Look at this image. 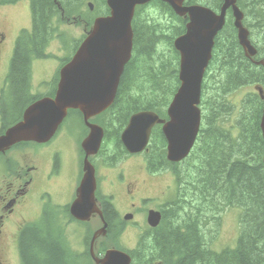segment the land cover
Returning <instances> with one entry per match:
<instances>
[{
	"label": "trees",
	"instance_id": "1",
	"mask_svg": "<svg viewBox=\"0 0 264 264\" xmlns=\"http://www.w3.org/2000/svg\"><path fill=\"white\" fill-rule=\"evenodd\" d=\"M87 1L95 4L96 16L108 14L105 0H30L31 30L21 31L15 42L7 90L29 92L32 60L45 57V48L55 33L53 25L69 21L72 15L84 18L81 11ZM257 1L264 3V0H237V5L244 14L243 23L250 32L257 57L264 58V4ZM192 4L217 11L222 0L185 2ZM232 20L228 12L226 23L215 38L201 86L200 131L190 155L180 163H169L160 126L152 130L144 153L147 171L171 172L176 186L174 198L162 207L160 225L150 232L152 250L148 252L159 254L164 264H264V141L260 130L264 100L253 90L238 105L228 99L231 93L244 87L264 88V70L245 57ZM85 24L90 27L92 17ZM185 24L186 20L157 0L135 9L131 58L124 67L113 104L93 119L104 130L98 153L104 163L112 166L126 156L120 134L132 114L152 111L166 118V109L180 85L179 55L173 41L184 34ZM56 82L55 78L54 87ZM35 100L36 97L32 102ZM107 143L113 146L112 152L103 153ZM109 206L107 213L112 218L116 213L110 203ZM225 208L241 210L239 236L235 247L215 252L209 248L203 228H215L217 217ZM50 227L53 231L54 227ZM108 230L112 243L118 247L119 234L110 225ZM141 245L139 242L131 254L138 256L143 250ZM25 248V264H64L59 249L48 240L33 236L25 241ZM101 251L102 245L98 249Z\"/></svg>",
	"mask_w": 264,
	"mask_h": 264
},
{
	"label": "water",
	"instance_id": "2",
	"mask_svg": "<svg viewBox=\"0 0 264 264\" xmlns=\"http://www.w3.org/2000/svg\"><path fill=\"white\" fill-rule=\"evenodd\" d=\"M150 1L106 0L109 15L94 20L86 38L60 69L54 97L42 98L28 106L22 119L0 136V152L19 142L45 143L53 137L68 110L81 113L89 132L81 142L84 152L83 177L77 189V198L71 206V214L83 221L88 220L93 213L101 217V212L95 206V171L89 157L97 154L103 130L89 120L113 103L120 76L131 56V21L135 7ZM160 1L168 4L177 16L188 20L185 34L173 42L180 55V86L167 108V120L160 119L151 111L137 112L130 117L120 140L128 153H140L148 145L152 128L162 125V133L167 142L166 158L169 162L178 163L190 154L200 129L198 105L202 79L211 59L214 38L224 26L228 9L232 10L237 38L245 55L252 58L256 50L250 44L248 31L242 25L243 15L236 6L237 0H223L219 13L199 5L184 6L185 0ZM253 63L264 67V60ZM256 90L263 98V90ZM260 130L264 140V109ZM130 218L125 216V220ZM160 219L158 211L148 212L149 226L156 227ZM105 233L106 224L103 221L93 241ZM90 251L92 254V246ZM94 260L96 264H130L131 261L127 253L115 249L107 250L102 258Z\"/></svg>",
	"mask_w": 264,
	"mask_h": 264
},
{
	"label": "flooded vegetation",
	"instance_id": "3",
	"mask_svg": "<svg viewBox=\"0 0 264 264\" xmlns=\"http://www.w3.org/2000/svg\"><path fill=\"white\" fill-rule=\"evenodd\" d=\"M85 33L87 31H84V35ZM83 38L84 36L82 40ZM13 52L14 42L9 40L0 28V136L22 119L25 109L33 103L34 97L42 96L32 92V85L29 92L7 90V75ZM261 99L264 100V94ZM47 144L20 142L0 152V264H25L27 253L25 241L33 236L55 244L62 255L64 264H96L94 257L101 258L106 251L105 249L98 253V241L106 238L109 225L114 229L121 228L123 231L129 222L144 224V229L137 234V240L142 243L143 250L136 256L137 258L127 252L131 258L130 264H164L159 254L148 252L149 249L152 250L150 242L153 236L150 235L152 229L146 225V217L150 210L159 211L162 214L160 207L166 202L152 206L146 204L149 200L145 197L147 178L125 181L122 175L115 177V182L125 197L126 212L123 215L131 217V220L126 222L123 220L124 216L121 217L116 209V214L112 218L107 213L109 203L113 206L116 202L117 185L115 182H108L111 192L109 196L107 195L108 199L104 197V201L99 199L95 169L97 183L95 206L101 212V217L93 213L88 220L77 219L71 214V206L77 198L80 182L78 179H81L82 174L77 173L78 184L76 185V181L63 203L55 201L54 191H56V183L59 182L61 172L59 150L47 152L48 166L43 169L40 157ZM149 185L156 187L151 183ZM102 220L106 224V234L92 241L95 232L103 226ZM92 222H98L100 227L92 232L80 230V247L73 246L68 240L69 235L66 229L70 226L85 227ZM42 225H46L45 229L40 228ZM50 225L54 227L53 231H50ZM90 246H92V254Z\"/></svg>",
	"mask_w": 264,
	"mask_h": 264
},
{
	"label": "rangeland",
	"instance_id": "4",
	"mask_svg": "<svg viewBox=\"0 0 264 264\" xmlns=\"http://www.w3.org/2000/svg\"><path fill=\"white\" fill-rule=\"evenodd\" d=\"M76 6L79 9V3H76ZM83 6L81 12L85 15H83L84 18L82 19H87L89 16L86 15V5L84 4ZM53 27L55 28V34L49 41L46 49L47 59L32 61V92L35 95L44 94L47 91L46 87L53 80L62 62L71 57L77 41L82 37L84 32L82 25H74L73 23H61L60 27L56 25H53ZM0 28L3 29L7 38L14 42L21 30L30 31L31 10L29 0H20L13 5H1L0 3ZM251 90L252 88L250 87L238 89L231 93L228 99L231 103L238 105ZM87 133L88 131L84 129L79 118L71 116L64 120L56 135L43 148V155L40 157L43 169H46L48 166L49 159L47 152L55 149L59 150L58 156L61 172L58 179L59 182L56 183V191H54V200L57 202L63 203L67 193L77 181L76 175L79 173L81 162L79 146ZM112 148L113 146L109 145V143L105 144L103 153L107 150V152H112ZM143 157L142 154L123 157L115 161L117 164L114 167L106 163L104 164L100 156L93 158L97 171L99 196H109L111 192L107 183L110 181L115 182V177L122 175L125 181H131L134 178H147L148 182L145 187V197L149 198L146 203L147 205L152 206L153 204L170 201L175 194V183L171 173L168 171L158 174L147 173ZM149 183L156 187H151ZM116 185L117 193L115 194L116 202L114 203V207L122 217L126 212L125 197L122 195L119 185L117 183ZM240 213L241 211L238 208H225L218 215L217 226L215 228L211 226L207 227V229L203 228L204 238L211 250L220 252L225 248H233L236 245L240 231ZM143 225L142 222L127 223L122 233L117 237L116 245L122 250H133L138 242L137 234L144 229ZM99 227L100 224L98 222H92L90 225L81 228L79 226H70L66 229V233L69 235L68 240L73 246L80 247L81 231L89 230L92 232ZM101 242L105 249L113 247V243L110 240ZM81 248H83V244H81Z\"/></svg>",
	"mask_w": 264,
	"mask_h": 264
},
{
	"label": "bare ground",
	"instance_id": "5",
	"mask_svg": "<svg viewBox=\"0 0 264 264\" xmlns=\"http://www.w3.org/2000/svg\"><path fill=\"white\" fill-rule=\"evenodd\" d=\"M249 1H250V0H249ZM247 2H248V0H247ZM247 2H246V3H247ZM252 2H253V1H252ZM257 2L264 4V3L261 2V1H257ZM256 4H257V3H256ZM250 6H251V5H250ZM253 7H254V6H253ZM256 7H257V5H256ZM260 7H261V6H260ZM260 10H261V9H260ZM255 11H256V10H255ZM249 13H251V12H249ZM249 16H250V14H249ZM230 36H231V35H230ZM230 36H229V37H230ZM231 37H232V36H231ZM231 42H232V41H231ZM231 42H230V43H231ZM230 45H232V44H230ZM235 46H236V45H235ZM222 47H224V46H222ZM231 47H232V46H231ZM227 54H228V53H227ZM240 60H241V58H240ZM236 62H238V61H236ZM236 62H235V63H236ZM244 62H245V61H243V63H244ZM255 62H257V61H255ZM225 63H226V61L224 62V64H225ZM240 63H241V62H240ZM222 64H223V63H222ZM248 64H249V63H248ZM239 65H240V64H239ZM245 65H246V63H245ZM252 74H254V73H252ZM256 76H257V74H256ZM238 78H239V77H238ZM239 80H240V79H239ZM254 81H255V80H254ZM252 83H253V82H252ZM205 193H206V192H205ZM170 208H171V207H170ZM174 208H175V207H174ZM171 213H172V212H171ZM168 216H169V215H168ZM172 216H173V215H172ZM247 216H248V214H247ZM251 219H252V218H251ZM251 219H250V220H251ZM252 223H253V222H252ZM250 224H251V223H250ZM253 225H254V224H253ZM251 226H252V224L250 225V229H251ZM253 228H255V226H254ZM183 230H184V229H183ZM246 230H247V229H246ZM185 231H186V230H185ZM185 231H184V232H185ZM204 255H205V254H204ZM206 260H207V259H206ZM204 261H205V260H203V262H204ZM178 262H179V261H178ZM206 262H207V261H206ZM204 263H205V262H204ZM186 264H187V263H186ZM201 264H202V263H201Z\"/></svg>",
	"mask_w": 264,
	"mask_h": 264
}]
</instances>
